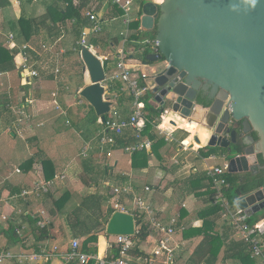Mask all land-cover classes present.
<instances>
[{
	"label": "crops",
	"instance_id": "1",
	"mask_svg": "<svg viewBox=\"0 0 264 264\" xmlns=\"http://www.w3.org/2000/svg\"><path fill=\"white\" fill-rule=\"evenodd\" d=\"M72 1L75 6L85 5L83 9L85 16L88 11H95L102 20L101 33H104L112 43V46H109L111 47L109 66L112 67V71L116 70L118 53L123 48V45L119 47L117 29L121 23L126 25L122 10L112 0ZM147 1L141 2L139 15L130 14L134 20L140 18L143 31L145 28L142 24L144 17L142 7ZM29 5L31 9L27 8ZM66 5L65 0H0V45L13 50L15 65L24 83L22 90L18 93L19 105L21 108L30 107L36 98L35 106L39 113L36 116L37 124L27 126V131L25 130L28 135L26 147L30 150L28 158L21 164L10 162L8 168L6 164L0 168V240L5 243L3 248L0 246V252L19 255L7 258L0 264H67L59 256H52L48 259H25L20 256L24 253L52 252L56 247L58 251L65 252L70 249L74 239L83 243L89 236V227L97 226V223L106 225L107 222L103 215L109 207L111 208V205L108 206L110 204L108 197L115 194L114 190L123 187V189L130 188V192H135L138 190L134 183L135 179L148 176L156 180L157 185L154 184L156 188L153 190L152 184L147 183L143 196L136 197L141 198L145 206L149 208L151 219L175 228L172 240L168 244L174 252V264H206L204 260L209 256L212 239L222 235L225 238V245L220 253L218 264H242L237 259H224L225 254L230 251L227 245H230L231 241L245 242L240 233L236 232L232 222L226 221L222 214L206 219L200 216L201 211L214 204V191L212 192L209 188L210 178L207 174L208 169L214 166H208L203 180L197 177L199 170L196 161L198 158L206 159L201 153L202 149L208 151L206 147L208 139L203 137L199 129L188 128L185 122V126L179 125L178 128L170 125L162 127L170 135L168 137L158 132L163 140L158 154L152 150L149 154L148 166L134 168L133 154L121 148L101 149L99 138L103 128L102 123L100 118L96 122H90L86 118V106H83L82 101L74 104L58 102L54 112L59 113L53 114L51 111L53 107L51 108L44 98L46 85L51 80L53 81V78L58 77L52 71H40V75L35 77L33 86H29L32 78L27 81L26 76L16 64L20 46L29 45L30 52L35 58L46 60L50 55L44 46L60 48L57 52L61 50V55L64 57L66 54H71V51L78 53L80 40L73 38L72 29L75 20L58 22L50 26L48 30H37L31 40H26L21 34L19 19L22 16L38 18L43 16L49 8L59 9ZM132 30L134 29L131 25L127 27L126 35L135 34ZM10 35H14L13 41L10 40ZM92 35L87 37L88 41ZM125 47L127 49L129 46L125 45ZM130 63L134 64L137 69L139 68V64L133 60ZM153 69L154 67L150 66L149 71ZM9 72V70L0 72V102L2 101L0 107L3 110L8 109L5 101L11 99L10 88L6 87L10 85V81L3 78ZM104 85L107 87L105 96L112 97L115 90H108V83ZM59 96H61L60 91L57 97ZM121 97L126 96L122 94ZM129 105L127 103V107ZM123 111L122 106H119L116 101L112 107V114L114 112L123 114ZM62 119L64 125L71 128L67 132L62 131V128L58 129ZM173 119L178 120L175 115ZM3 126V123L0 124V129ZM17 133L24 137L20 128ZM10 135L13 138L16 137L13 131ZM197 135L200 136L201 141L203 140V144L195 141ZM180 145H182L181 149H179ZM110 150L111 154L108 155ZM157 156L160 157V161L158 159L156 161ZM30 159H33L32 164L29 167L24 166ZM170 159L173 163L169 162ZM44 160H51L55 167V175L49 180L45 175ZM216 165H223V163ZM110 177L117 183H112ZM98 180L102 182V185L98 183ZM147 187L150 189L147 190ZM63 196L65 198L61 199ZM116 203L121 204L120 200ZM121 205L129 210L126 203ZM95 212H98V215L94 220L92 216ZM220 218L227 226L224 227L222 223L220 226L218 223ZM10 225L16 227L20 241L13 242L8 237L7 232ZM35 228H46L50 236L44 240H37ZM101 229L93 230L98 234L99 255L100 245H106L102 256L105 257L107 253H111L110 250L117 238L112 239L105 232H101ZM149 229V236L140 239L141 241H137L132 247H137L145 253V256L128 254L127 259L130 264H161L165 260V256L154 254L164 235L153 226ZM58 237L61 239L60 247L51 246L52 240ZM254 259L256 264H261L262 260L259 263V258Z\"/></svg>",
	"mask_w": 264,
	"mask_h": 264
},
{
	"label": "water",
	"instance_id": "2",
	"mask_svg": "<svg viewBox=\"0 0 264 264\" xmlns=\"http://www.w3.org/2000/svg\"><path fill=\"white\" fill-rule=\"evenodd\" d=\"M142 10L145 31H155L159 41V53L146 55L154 67L146 78L151 103L204 132L206 147L228 161V172L258 174V155L264 159V0H150ZM80 56L90 83L79 95L105 120L115 101L105 96L104 61L87 46ZM206 99L213 100L208 108L201 103ZM171 124L178 128L176 119ZM195 141L202 143L199 135ZM235 203L249 217L264 211V186L237 189ZM142 226L136 214L115 210L101 232L135 236Z\"/></svg>",
	"mask_w": 264,
	"mask_h": 264
},
{
	"label": "built area",
	"instance_id": "3",
	"mask_svg": "<svg viewBox=\"0 0 264 264\" xmlns=\"http://www.w3.org/2000/svg\"><path fill=\"white\" fill-rule=\"evenodd\" d=\"M135 0H112V2L117 5L123 11L124 23L129 27L133 21H140V18L135 20L130 16L131 5ZM159 3V2H157ZM90 17L91 25L84 28L80 41L78 42L80 49H77L81 53L83 46L91 48L99 57L104 61V68L106 72V81H108V88L114 87V94L110 99H117L122 96V94H127L128 97H132V102L130 103L128 110V115H123L122 113L112 111L107 115L105 120H102L100 117V122L102 123V131L100 133L99 143L101 149L105 148H121L125 152L133 154L137 151L148 150L152 148L153 141L143 136V132L146 128V112H145V101L143 98L150 91L149 86L146 83V78L151 73L150 71L146 72L141 70L140 74H136L137 68L130 61H137L146 66H151L149 64L143 63L142 60L137 59L136 55L138 53L142 55H147L148 53H159V41L154 37H145L141 40H135L131 38V35H126L123 40V48L118 53V60L115 64V69L112 71V67L109 66V61L111 60L109 55L100 56L94 49V45L90 44L87 40V37L90 34H99L103 30V22L98 17V14L95 11H88L86 14ZM141 22V21H140ZM141 30V25H140ZM132 32L137 33L138 30H132ZM14 35H10V40L13 41ZM133 47H128L126 49L125 45L127 43H132ZM46 51L49 52V58L46 60H38L30 52V46L24 44L19 47V52L17 54L18 60L16 64L21 72L30 78H35L40 75L42 70H50L56 76L61 72L59 66V61L53 54H51V48L44 46ZM62 51L60 50L57 55H61ZM153 67V66H152ZM108 73H111L108 76ZM105 81V82H106ZM120 87L117 88L118 83ZM59 95V91L55 92V96ZM112 99V100H113ZM152 101V98L150 102ZM230 107V106H229ZM167 110L162 112L159 123L156 126V129L161 134H166L165 130L162 129V122ZM172 127V124L169 123ZM129 136H133L135 140L126 142L123 145H120L119 141L124 139L127 140ZM111 154V150L108 155ZM212 159L219 158L218 155L212 154L210 156ZM223 159V158H222ZM224 160V159H223ZM19 171V170H18ZM228 172V161H225L223 165H216L208 169V177L212 182V189L214 190V204H221L224 207L222 215L228 222H232L233 226L238 229V232L242 236V239L250 245H252V257L259 258L264 264V220L255 225H250L247 221L249 216L245 211L239 208L236 203L231 204L228 198L225 196L224 189L230 187V183L225 178L226 173ZM43 188V187H42ZM44 189V188H43ZM150 188L147 187V190ZM124 191H130V188L123 189ZM115 194H122V190L116 188L114 190ZM136 209L134 213H140L144 215L137 209L143 210L145 213L150 214V210L145 206L141 198H135ZM115 210H121L124 212H130L120 203H116L113 207ZM6 218V217H4ZM175 224V220L172 221ZM153 227L157 229L164 237L159 241V248L154 252L155 255L165 256V260L161 264H174V252L168 246L172 240V236L175 233V228L172 225H164L162 223L156 222L154 219H151ZM139 230V228H138ZM116 243L121 248L120 257L117 259L109 260L108 257H102L98 253H87L82 250V243L78 239H74L70 249L67 251H58L57 247L52 252H42V253H32V254H22L20 258L25 259H39V258H50L52 256H59L67 263L69 262H79L80 264H88L91 260H95V264H130L127 259L128 251L134 245V236H117ZM19 255H13L9 252H0V262L7 258L18 257Z\"/></svg>",
	"mask_w": 264,
	"mask_h": 264
},
{
	"label": "trees",
	"instance_id": "4",
	"mask_svg": "<svg viewBox=\"0 0 264 264\" xmlns=\"http://www.w3.org/2000/svg\"><path fill=\"white\" fill-rule=\"evenodd\" d=\"M67 5L64 8H49V10L43 15L38 18H28L25 16H22L19 19V25L21 29V34L26 40H31L32 36L35 34L37 30H48L50 26L53 24H57L58 22H66L67 20H75V23L73 25V35L76 37V40H80L82 36V32L85 27L91 25L90 17L85 16L83 14V9L85 5L75 6L73 4L72 0H65ZM121 10V9H120ZM123 13V11H122ZM140 21H134L131 24V28L138 30L137 33L133 34L131 36L132 39L139 40L142 39L145 31L140 30ZM147 32V31H146ZM151 38L155 37V31L152 32ZM89 43L94 45V47L99 46H112L111 41L108 39V37L104 33H99L98 35L93 34L90 37ZM81 47L78 45V49ZM79 53V51H78ZM14 54L12 49H6L2 45H0V72L8 71L11 68H16L15 62H14ZM142 61L145 64H151L146 59V55L142 56ZM120 87V84L117 85V88ZM116 88L110 87V90H114ZM2 102V101H1ZM0 102V105H1ZM132 102V97H119L117 99V103L119 106H122L124 109L123 115H128L129 110L127 107V103L130 104ZM145 116H146V128L143 132V136H146L150 138L153 141L152 150L154 153L158 154L159 149L162 145V138H160L158 130L156 129V126L159 123V118L162 114V109L153 105L150 101H147L145 104ZM86 118L89 119L90 122H96L100 117H98L94 111V109L88 105L85 109ZM107 117V116H106ZM179 126V124H178ZM254 138L257 140L258 136L257 133L252 132ZM135 140L133 136H129L127 140H120V145L125 144L126 142H130ZM188 142L191 143L190 139H188ZM197 145V144H196ZM209 149V148H208ZM214 150L209 149L208 151H205V149H202L201 153L204 157H209L212 154H214ZM148 150L143 151H137L133 153V166L134 168H146L148 166V158H149ZM259 156V164H260V172L256 175H251L250 173L245 174H232L230 172H227L225 175V178L230 183L229 188L224 189L225 196L228 198L229 202L231 204H235L236 199V190L240 189L243 193H248L252 190L261 188L264 186V159L261 154ZM32 160H28L24 166L29 167L32 164ZM44 167H45V175L47 179H51L55 175V167L51 160H44ZM209 188L212 189V182L209 181ZM214 190L212 189V192ZM65 196H63L61 199H64ZM224 210V207L221 204H212L209 208L206 210H203L200 212V216L204 219L209 217H217L218 215L222 214ZM114 209L109 208L107 212L103 215L105 218V222L108 221L110 216L112 215ZM138 218L141 220V223L143 222L144 216L140 213H137ZM264 219L263 217H249L248 223L250 225H255L257 223H260ZM81 222V221H80ZM100 227H97V226ZM142 227L139 228L137 234L134 236V240L136 237L138 239H144L150 234L149 226L145 223H142ZM97 226L89 227L88 228V234L89 236L83 241L82 243V250L87 253H98V234L94 233L93 229H100L104 228V224L100 225L97 223ZM230 227V225H229ZM36 232V238L37 240H44L50 236L48 230L46 228H35L34 230ZM8 237L13 242L20 241L19 236L16 231V227L14 225H10L8 229ZM100 245V244H99ZM212 248L209 252L208 258H206L204 261L206 264H217L219 261V256L222 251V248L225 245V238L224 236H217L214 237L211 241ZM230 249L225 254L224 259L232 258L240 260L242 264H256V260L252 257V245L246 243V242H237V241H231L230 245H227ZM101 249V245H100ZM111 253H109L108 259L113 260L120 257L121 254V248L117 244H113L111 248ZM128 254L135 255V256H145V253L139 250L137 247L131 248L128 251ZM67 264H80L79 262H69ZM88 264H95V260H91Z\"/></svg>",
	"mask_w": 264,
	"mask_h": 264
},
{
	"label": "rangeland",
	"instance_id": "5",
	"mask_svg": "<svg viewBox=\"0 0 264 264\" xmlns=\"http://www.w3.org/2000/svg\"><path fill=\"white\" fill-rule=\"evenodd\" d=\"M144 1H147V0H135L134 3L131 5L130 14L133 16L139 15L141 12L140 11V8L142 5L141 2H144ZM27 8L31 9L32 7L29 5ZM119 26L120 27L117 29V35L116 36L119 38V47L120 46L122 47L123 39L127 33V26L123 25L122 23ZM152 32L153 31H150V32L145 31L142 39L145 37H150ZM73 38H74V40L76 39V37L74 35H73ZM139 40H141V39H139ZM126 46L127 47L128 46L133 47V42L131 44L127 43ZM95 48H97V49H94V50L100 56L101 55H110L111 47H109L107 45L106 46H99V47H95ZM59 49L60 48H51V51H52L51 54H53L55 56V58L58 59V61L60 63L59 66L61 68V72L58 74L57 78H53V81L51 80L46 85L45 92H44L46 94V95H44V98L51 105V108L53 107V109H51V111H53V114H55V115L59 113L58 111L54 112L56 110L55 106L58 104V102L61 103L62 101H64L65 104H72V103L74 104V103H77L79 101H82L83 106L89 105L88 102L83 97H81L79 95V91L83 87H85V85L90 83V82L86 81V74L84 72V63H83V60L80 56V53L76 54V52L71 51L72 52L71 54H68V55L66 54L64 57H62V55L56 54ZM136 56H137L136 57L137 59L142 60V56H143L142 54L138 53ZM134 62L139 64L138 65L139 68L136 70V74H140L141 70H145V71L148 70L149 71L150 66H146L142 63H138L137 61H134ZM9 71H10L9 74L4 75L3 78L10 81V83H9L10 85H6V87L10 88L9 93L11 95V99L9 101L8 100L5 101L8 104L7 110H3L2 107H0V124L3 123V125L5 126V127L3 126V128L1 127V129H0V168H2V166H4L5 164L7 165V168H8L10 162H12L14 164H21L24 160H26L28 158L30 150H28L26 147V141L28 138V135L26 132L27 126H31L32 124L36 125L37 124L36 116H37V114H39L38 110L36 109L37 106H35L36 98H34L33 103L31 104L30 107H26V108L20 107L19 101H18V97H19L18 93L22 90L24 83H22L23 82L22 77L19 76V72H18L17 67L11 68ZM110 74L111 73H108V76ZM34 81H35V78H32L30 83H29L30 84L29 86H33ZM7 82L8 81H6V83ZM105 83L107 85L108 82L106 81V82H104V84ZM57 90L61 92V96H59V97L55 96V94L52 95ZM108 90H110V89L108 88ZM124 95L126 97H128L127 94H124ZM106 97L111 98V96H109V95ZM152 97L153 96L151 95V93L149 91L145 95L143 100L146 103L147 101H150ZM113 100L116 102V99H113ZM3 103H4V101H3ZM1 110H3V111H1ZM4 120H5V122H4ZM60 122H59L60 128H58V129L62 128V131H64V132H67L71 129L70 127H67L64 125L63 119ZM48 124H50V122H48ZM55 127L56 128L58 127V123H57V126L55 125ZM18 128H20L22 130L24 137H21L18 135V133H17ZM11 131L16 133V137H14V138L11 137V135H10ZM25 133H26V136H25ZM216 153H218V152L216 151ZM209 157H206V159L198 158L196 161V163L198 165L197 167L199 170L197 177L200 180L204 179L205 170H207L208 166H215L216 164H222V163L224 164L226 161L220 157H219L220 159L219 158L211 159ZM157 159H158V161H160V157L157 156L156 161H157ZM169 162L173 163V160L170 159ZM110 181L112 183H117V182H115V180L112 177H110ZM99 182L100 181L98 180V183ZM126 183H129V182H126ZM134 183H135V186L138 187L137 191H135V192L124 191L123 187L120 188L122 190V194H120V195L119 194H113L111 197H108V200L110 203L108 206L111 205V208H113L115 205V202H117V201L119 202V200H120L121 204L126 203V207L130 211H134L136 209L135 208L136 207L135 197L136 196H143L145 185L147 183L152 184L153 190L156 188L155 185H157L156 180L153 179L152 177H149V176L147 178H137V179H135ZM100 184L102 185V182H100ZM121 185H123V184H121ZM118 196H119V199H118ZM137 210H139L140 212H142L144 214L143 215L144 218H143L142 223H145L146 225L149 226V228H152V226H153V224L151 223L152 215L145 213L140 208ZM95 214L92 216V218H94V220H95L96 216L98 215V212H95ZM263 216H264V211H260V212L256 213L255 215H253L252 217H260L261 218ZM218 221H219L218 223L220 224V226H222V224L224 225V227L227 226V224L224 223L222 218H220ZM235 230H236V232H238V229L235 228ZM109 237H111L112 239L116 238L115 236H109ZM139 240L140 239H138V237H136V239L134 240V244L137 243V241H139ZM60 243H61V239L58 237L56 240H54V241L52 240L51 246H53V245L59 246ZM4 244L5 243H2L0 240V246H2L1 248H3ZM258 260L260 263L261 259H258ZM261 264H262V262H261Z\"/></svg>",
	"mask_w": 264,
	"mask_h": 264
},
{
	"label": "bare ground",
	"instance_id": "6",
	"mask_svg": "<svg viewBox=\"0 0 264 264\" xmlns=\"http://www.w3.org/2000/svg\"><path fill=\"white\" fill-rule=\"evenodd\" d=\"M163 0H156V2H162ZM86 81L87 82H90V77H89V74L88 73H86ZM168 116V117H167ZM167 117V118H166ZM169 118V119H168ZM173 119V115H172V113H167L166 115H165V117H164V120H163V126L162 127H167L168 125H169V123H170V121ZM179 120V119H178ZM177 120V122H178V124L179 125H183V126H185L184 125V122L183 121H178ZM183 123V124H182ZM192 129V128H191ZM190 131H193V130H190ZM201 131V130H200ZM201 134H202V131L200 132ZM203 137L205 138L206 137V134L203 132ZM203 141V140H202ZM203 144V143H202ZM105 248H106V245H102L101 246V249H100V256H103L104 255V253H105ZM108 255H109V253H107L106 255H105V258H107L108 257Z\"/></svg>",
	"mask_w": 264,
	"mask_h": 264
},
{
	"label": "flooded vegetation",
	"instance_id": "7",
	"mask_svg": "<svg viewBox=\"0 0 264 264\" xmlns=\"http://www.w3.org/2000/svg\"><path fill=\"white\" fill-rule=\"evenodd\" d=\"M212 102H213V100H208V99H206V100H201V103L203 104V106H205V107H209V105H211L212 104ZM252 134V133H251ZM253 135V134H252Z\"/></svg>",
	"mask_w": 264,
	"mask_h": 264
}]
</instances>
